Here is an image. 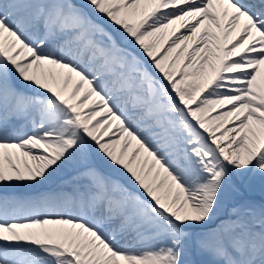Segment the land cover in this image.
<instances>
[{
    "label": "snow or ice",
    "instance_id": "1",
    "mask_svg": "<svg viewBox=\"0 0 264 264\" xmlns=\"http://www.w3.org/2000/svg\"><path fill=\"white\" fill-rule=\"evenodd\" d=\"M0 264H264V0H0Z\"/></svg>",
    "mask_w": 264,
    "mask_h": 264
}]
</instances>
